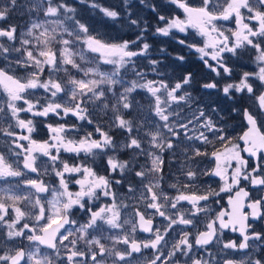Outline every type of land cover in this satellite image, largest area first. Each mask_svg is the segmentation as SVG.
Wrapping results in <instances>:
<instances>
[{"label": "snow or ice", "instance_id": "6c2138e0", "mask_svg": "<svg viewBox=\"0 0 264 264\" xmlns=\"http://www.w3.org/2000/svg\"><path fill=\"white\" fill-rule=\"evenodd\" d=\"M90 6L112 19L120 15ZM148 7L158 21L152 34L171 36L198 55L212 74L200 88L230 101L226 111L240 119L241 131L232 134L224 110L200 106L189 90L191 71L178 79L160 71L144 35L147 21L130 18L137 32L124 39L90 29L67 0H7L0 5V264H264V232L249 223L264 220V0H165L163 8ZM14 13L29 18L13 24ZM249 53L255 68L245 71L238 62ZM141 58L160 79L139 69ZM38 123L46 139L34 138ZM165 152L170 161L183 157L177 168L183 179L166 185L172 195L165 189ZM97 159L107 174L97 171ZM206 176L222 184H201ZM241 181L258 195L250 197ZM114 185L127 196L118 197ZM233 189L230 210L214 212L210 204ZM226 231L242 240L225 241ZM138 232L150 235L138 239ZM210 244L222 245L223 260L207 250ZM229 250L249 251L236 261L227 258Z\"/></svg>", "mask_w": 264, "mask_h": 264}, {"label": "trees", "instance_id": "16d2710c", "mask_svg": "<svg viewBox=\"0 0 264 264\" xmlns=\"http://www.w3.org/2000/svg\"><path fill=\"white\" fill-rule=\"evenodd\" d=\"M90 4L87 5L85 2H81V0H74L73 6L77 10L78 19L82 18V20L89 21V23L93 24V28L98 30L101 33H106L113 37H123L124 39L135 38L137 30L134 26H129V19H136L137 17L141 18L144 21L148 22V31L144 33L147 37V42L151 45L152 54L155 59L161 60L162 63L172 64L173 69V79H178L182 73L191 71L194 74V79H198V77L203 78L208 76L207 69L204 70L203 73L200 72L201 62L199 61L198 55L195 52H189L185 50L183 46L176 43V40L172 39L171 36L164 37L161 35H153L154 26L158 23L155 14L152 12L151 8L148 7L149 4H156L157 0H145V3H141L140 0H130L129 5L124 4V0H87ZM95 2L100 4L103 7L111 8L112 10H116L120 13L119 17L116 19L109 18L103 13H101L98 9L92 8L90 5ZM137 9H140L137 12ZM128 13H131V17H129ZM15 18L19 21L21 20V15L19 13H15ZM194 33V32H193ZM178 39H183L181 34L178 32L174 33ZM165 48L167 50L166 54H160L159 49ZM184 50V51H183ZM157 51V52H156ZM154 52L155 55H154ZM170 54V55H169ZM183 55L185 57L184 62H179L173 59L176 55ZM198 74H203L202 77ZM128 78L132 79L131 74ZM69 157V156H67ZM167 160V157L166 159Z\"/></svg>", "mask_w": 264, "mask_h": 264}, {"label": "flooded vegetation", "instance_id": "af4514ba", "mask_svg": "<svg viewBox=\"0 0 264 264\" xmlns=\"http://www.w3.org/2000/svg\"><path fill=\"white\" fill-rule=\"evenodd\" d=\"M229 26H231V25H229ZM194 31L195 30H192V32H194ZM180 34H181V37L183 36L182 38H184V34H182V33H180ZM196 39H200V38L197 36ZM185 50H187V49H185ZM199 61H200V59H199ZM0 66H3L2 61H0ZM238 67H242L243 70H245V71H251L252 69H254L255 63H254V57L252 56V54L249 53L247 55H244L241 58V60L238 62ZM204 70H205V68L201 62L200 72L203 73ZM198 75L202 77L203 74H198ZM211 75H212L211 73L208 74V76H211ZM201 82H204V81L200 77H198V79H194V83H193L192 87L189 89L192 92V94L198 98V103L200 104V106L206 108L208 105H212V106H215L219 109L224 110L222 112V114L228 118V128L230 130L234 129V132L232 134H238L241 131V128L238 127V125L241 123L240 119L238 117L233 119L232 117H235L236 114L232 113L231 115H229L228 112L226 111L228 109V107L230 106V101H228L227 98L224 97L222 93H219L216 90H203V89H201L199 86ZM3 95H4L3 92L0 91V97H3ZM184 112L188 113L190 115V112L188 111L187 108L184 109ZM48 122L53 123V124L56 123V121L51 117L48 118ZM68 122L69 123L75 122V118L69 117ZM88 126H90V125H85L87 130H89ZM90 127H92V126H90ZM89 131H91V130H89ZM116 133H118V132H114L112 134L116 135ZM48 135H49V133H48L47 128L43 124L38 123L37 124V132H36V134H34V138L42 140V139H46L48 137ZM184 146L185 145H181V148ZM4 147L5 146L3 144V141H0V150H3ZM70 155L71 154H65L64 156H70ZM242 155H244L245 158H248L246 153H242ZM77 159H79V158H77ZM198 159L203 160L201 167L207 166L208 162H207L206 158H198ZM182 160H183V157L173 158L172 163L175 162L176 164H180L179 162H182ZM69 162L72 163L73 161L69 160ZM167 162L168 161H166V165H167ZM37 163L39 164L40 161H38ZM233 163H235V162H233ZM249 163L251 164V160L249 161ZM172 167H177V166H175L173 164ZM32 175L34 176L35 174H32ZM15 179L16 178L11 179L12 182H14ZM45 181L55 183V181L52 180L51 177H46ZM201 184H211L212 187L218 189V187L222 184V182L219 181V177H207L206 176V177L201 178ZM3 186H5V183L3 181H0V187H3ZM240 187H243L246 191H248L250 194V197H255L258 195V192L255 189H253L252 187H250L246 181H241ZM69 188L71 191L78 190V186L74 185V184H70ZM116 188L117 189L121 188V190L124 191L123 185H121V186L116 185ZM235 191H236V189H233V191L231 193H221L220 197L216 198L217 200H219V203H215V202L211 203L210 208L214 212H219L221 210H230V205L228 204V198H229V196L234 197ZM246 203H247V201H245V204ZM243 211L248 212L249 209L247 207H245L243 209ZM79 214H80L79 217H82V214L81 213H79ZM249 223L253 224L256 231L264 232V220H257L255 222L249 220ZM201 230H203L202 227H201ZM2 239H3V236H2V233H0V241H2ZM223 239L225 241H227L229 239L236 240L237 243H239L242 240V237H241L239 232L226 231ZM249 243L252 244L254 242L250 241ZM206 247H207L208 251L213 253L215 258H220L222 260L225 258L224 254L219 252V249L222 247V245H215L214 246V245L210 244ZM229 251L231 252V254L227 258L233 259L236 261H240V260L244 259L245 252H247L249 250H235V251L229 250ZM254 254L258 255V252L254 253ZM198 255H201V256L205 255L204 250L199 249ZM216 260H218V259H216ZM181 264H183V261H181Z\"/></svg>", "mask_w": 264, "mask_h": 264}, {"label": "rangeland", "instance_id": "374dc122", "mask_svg": "<svg viewBox=\"0 0 264 264\" xmlns=\"http://www.w3.org/2000/svg\"><path fill=\"white\" fill-rule=\"evenodd\" d=\"M73 1H74V0H67V2H68L71 6H73ZM189 2H190L191 4H193V5H196V4L199 3V0H189ZM5 4H7V0H0V5H5ZM86 4L89 5L90 3L87 1ZM151 4H152V2H151ZM156 4H157L158 7L163 8V6H164V4H165V0H157ZM73 7H74V6H73ZM110 9H111V8H110ZM139 11H140V9H137V12H139ZM162 14H166V15H167L168 13H167L166 11H163ZM171 14H172V15H180L181 18H183L182 11H175V12H173V13H171ZM14 15H15V13H14L13 16L10 18L11 23H13V24H17V25H21V26H23V25H24V22L29 18L28 16L25 15V16H23V17L21 18V20H22V22H21V21H19L17 18H15ZM32 18H35V17H32ZM76 18L78 19V14H76ZM79 19L81 20V22L86 23V24L90 27V29H92V28L94 27L92 23H89V21L82 20V18H79ZM69 23H70V22H69ZM0 26H3V25L0 24ZM149 51H150V53H151V57H150V58H151V59H155V57H154L153 54H152L153 52H152V49H151V48H150ZM156 52H157V51H156ZM156 52H154V55H155ZM0 61L3 62V60H0ZM3 63H4V62H3ZM146 63H147L146 59H143V58L139 59V61H138V67H139V69L142 70V71H144V72L149 73V75H148V78H149V79H153V78L160 79L161 77H156L154 73H151L150 68L145 66ZM167 65H168V66L166 67V64L161 63V64L159 65V69H160L161 72L166 73L169 77L172 78V75L174 74V73H173V69H174V67H173L172 64H167ZM127 79H130V78L127 77ZM134 95H136V99L140 100L141 103H145V104L147 103V101L144 99L143 94H134ZM88 129H89V130H92V127L88 126ZM114 136H115V138H116L117 140L122 139V137H121V135H120L119 133H116V135H114ZM174 144H175V141H174ZM180 147H181V146H180ZM64 155H65V154L62 153V157L65 158V159H68V157H67V156H64ZM168 155H169L168 152H165V153L163 154L164 159H166V157H167V159H168V160H165V172L167 173V175H166V177H165V189H166V191L169 193V195H172V194H174L175 190L167 188V186H166L167 183H174V182H175V178L179 177L180 179H183V177L180 176V173L177 171V168H178L179 164H176L175 162L172 163V159H171V161H170V158H169ZM121 158H123V159H127L128 156H127L126 154H123V153H122V154H121ZM166 161H168V162H167V165H166ZM179 163H181V162H179ZM173 164H174L175 166H177V167H172ZM95 166H96V168H97V171H98L100 174H102V175H103V174H104V175L107 174V173L105 172V170H104V162H103L101 159H97V160H96V165H95ZM173 171H174V172H173ZM9 179L11 180V179H14V178H9ZM129 179L132 180L133 182H135V179H136V178H134V177H129ZM14 182H15V180H14ZM14 182H13V183H14ZM69 186H70V185H69ZM119 186H121V185H119ZM114 188H115L116 191H117L118 197H119V196H127V190H126L125 187H124V191L121 190V188L117 189V188H116V185H114ZM124 202H125V203H128L129 201L126 199ZM185 207H188V205L185 204ZM79 215H80V214L77 213V218H82V217H79ZM157 219L159 220V218H157ZM149 235H150V234H146V233H143V232H138V233H137V238H138V239H139V238H147ZM171 236H172L173 238H176L177 234H176L175 232H173V233H171ZM148 251H150V250H146V251L144 252V258H145V259H147V257H148ZM216 259H218V261H221V260H222V259H220V258H216ZM181 261H183V260H181Z\"/></svg>", "mask_w": 264, "mask_h": 264}, {"label": "water", "instance_id": "95a60500", "mask_svg": "<svg viewBox=\"0 0 264 264\" xmlns=\"http://www.w3.org/2000/svg\"><path fill=\"white\" fill-rule=\"evenodd\" d=\"M154 223H155V221H154ZM146 234H148V233H146Z\"/></svg>", "mask_w": 264, "mask_h": 264}]
</instances>
